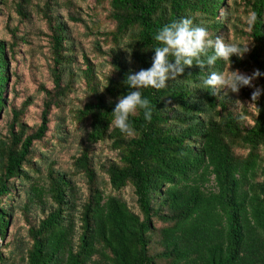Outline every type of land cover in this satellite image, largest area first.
Masks as SVG:
<instances>
[{
	"label": "trees",
	"instance_id": "16d2710c",
	"mask_svg": "<svg viewBox=\"0 0 264 264\" xmlns=\"http://www.w3.org/2000/svg\"><path fill=\"white\" fill-rule=\"evenodd\" d=\"M57 2L37 8L52 85H39L37 125L23 122L31 98L16 107L6 95L17 96L9 75L19 27L6 24L10 39H0V115L10 119L0 132V264H264V0H95L90 27L68 17L94 36L80 56ZM30 6L14 0L19 22ZM182 18L248 47L215 70H259V97L248 87L238 95L253 110H237L227 89L211 95L207 69L193 65L164 89L140 90L153 115L130 117L135 137L109 130L118 98L134 90L127 75L152 66L155 34ZM71 125L83 135L63 172L51 158L69 145ZM100 143L114 158H95Z\"/></svg>",
	"mask_w": 264,
	"mask_h": 264
},
{
	"label": "rangeland",
	"instance_id": "374dc122",
	"mask_svg": "<svg viewBox=\"0 0 264 264\" xmlns=\"http://www.w3.org/2000/svg\"><path fill=\"white\" fill-rule=\"evenodd\" d=\"M31 6L29 7V17L28 21L19 22V18L14 14L13 2L14 0H7V5L0 7L1 16L0 19V39L9 41L10 36L5 28L8 24L11 28L18 26L19 32L17 35L22 37L24 41L18 43L17 50L18 55L14 62L10 63L11 72H15L17 77H12L9 75V83L14 84L15 92L17 93L16 98L13 97L12 92H8L7 98L9 100L13 99L15 106L19 107L20 104L26 98H31V105H29L26 113L23 116V122L28 126H34L39 123V114L41 110V100L42 93L38 91L39 85L41 84L45 89L50 90L51 82L49 79V46L47 43V38L44 34L47 33L45 24L41 19V15L38 13L37 8L43 3V0H30ZM59 7L56 8V13L59 15L62 22L66 23L68 28V33L71 39L77 45V51L79 56L82 52H88L91 50V43L94 39L92 34H88L84 29V25L79 23H72L69 21V15H76L82 19L90 27L91 20L89 19L88 9L93 7L95 0H57ZM231 38V37H230ZM232 39V38H231ZM30 61L32 65L30 64ZM95 61V60H94ZM95 63V62H94ZM251 76V73H242ZM230 72L226 73L225 76L228 77ZM10 84L7 87H10ZM258 78L252 81V86L248 87L254 93L259 89ZM231 95L235 98L237 110L246 109L249 112L253 110V106L247 99L239 98V93H232ZM9 117L5 118L3 114L0 115V132L2 135L7 134V125L9 122ZM243 121L251 124L248 116H243ZM53 128V123L50 124V129ZM71 131V140L67 147H64L55 153V157L51 160L56 161V168L60 171H67L70 164V156L76 151L78 147L77 141L83 135L84 126L80 125L78 129L75 125H71L68 128ZM49 137V135H48ZM58 150V149H57ZM56 150V151H57ZM95 158H114V154H111L107 149L106 143H100L93 148ZM75 180V185L79 190L78 196H80L84 189L82 181L78 179ZM125 200L131 203V192L126 189L123 193ZM17 218V217H16ZM19 221L16 222L15 227H18Z\"/></svg>",
	"mask_w": 264,
	"mask_h": 264
},
{
	"label": "clouds",
	"instance_id": "9594fccd",
	"mask_svg": "<svg viewBox=\"0 0 264 264\" xmlns=\"http://www.w3.org/2000/svg\"><path fill=\"white\" fill-rule=\"evenodd\" d=\"M255 19L256 14L253 13V20ZM154 39L160 46L153 50L155 55L152 66L127 75L126 82L134 90L118 98L112 112L113 120L108 127L109 130L113 127L118 128L129 138L136 135L130 117L143 110L144 119L150 122L153 115L150 101L142 96L140 90L149 87L157 91L164 89L170 80L175 81L181 77L186 67L196 65L201 71L207 69L208 74L201 83L213 90L211 93L213 96L225 89L238 94L242 87H251L252 81L261 75L259 70L251 76L231 71L226 77L223 72L215 70L218 59L231 61L234 55L243 58L248 47L241 51L238 46L225 43L219 36L212 38L206 27L195 25L191 18H182L163 26L155 34ZM259 95L260 90L257 89L252 95V100H256Z\"/></svg>",
	"mask_w": 264,
	"mask_h": 264
}]
</instances>
